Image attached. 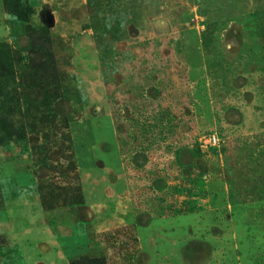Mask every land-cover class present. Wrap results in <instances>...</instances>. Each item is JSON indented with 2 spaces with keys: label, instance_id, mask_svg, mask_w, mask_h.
Here are the masks:
<instances>
[{
  "label": "rangeland",
  "instance_id": "obj_1",
  "mask_svg": "<svg viewBox=\"0 0 264 264\" xmlns=\"http://www.w3.org/2000/svg\"><path fill=\"white\" fill-rule=\"evenodd\" d=\"M9 225L58 264H264V0H0V264H23Z\"/></svg>",
  "mask_w": 264,
  "mask_h": 264
},
{
  "label": "crops",
  "instance_id": "obj_2",
  "mask_svg": "<svg viewBox=\"0 0 264 264\" xmlns=\"http://www.w3.org/2000/svg\"><path fill=\"white\" fill-rule=\"evenodd\" d=\"M6 228H7V233H5V235L9 240V242H12L11 246L18 247L20 251L23 252V257H24L23 264H58L56 261L57 258L59 262L64 263L66 257L63 251L60 249V245L58 241H56V239L42 238L40 239L38 246L36 245L37 249L36 247L33 249L24 248L22 246H19L18 240L16 238L17 235L15 234L16 232H14L12 226L9 225ZM33 252L36 253V255H34ZM58 254H61V256L59 257Z\"/></svg>",
  "mask_w": 264,
  "mask_h": 264
},
{
  "label": "built area",
  "instance_id": "obj_3",
  "mask_svg": "<svg viewBox=\"0 0 264 264\" xmlns=\"http://www.w3.org/2000/svg\"><path fill=\"white\" fill-rule=\"evenodd\" d=\"M209 143H210L211 145H216V144L218 143V140H217V138H216L215 136H213V137H211V138L209 139Z\"/></svg>",
  "mask_w": 264,
  "mask_h": 264
},
{
  "label": "trees",
  "instance_id": "obj_4",
  "mask_svg": "<svg viewBox=\"0 0 264 264\" xmlns=\"http://www.w3.org/2000/svg\"><path fill=\"white\" fill-rule=\"evenodd\" d=\"M47 15H48V14H47ZM42 19H43V21H44L47 25H50L49 18H48V17H45V14H42Z\"/></svg>",
  "mask_w": 264,
  "mask_h": 264
}]
</instances>
